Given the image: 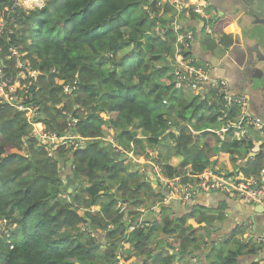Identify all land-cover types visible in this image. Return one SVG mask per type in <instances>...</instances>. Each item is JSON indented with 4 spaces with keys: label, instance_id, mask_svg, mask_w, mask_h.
<instances>
[{
    "label": "trees",
    "instance_id": "1",
    "mask_svg": "<svg viewBox=\"0 0 264 264\" xmlns=\"http://www.w3.org/2000/svg\"><path fill=\"white\" fill-rule=\"evenodd\" d=\"M25 1L0 0V69L14 89L0 103V264H239L243 257L259 264L261 245L240 239L241 229L212 239L222 208L177 215L163 204L134 215L170 193L153 169L187 185L222 152L247 155L246 137L227 144L206 132L235 121L239 110L227 109L211 87L209 99L174 78L175 58L190 54L184 46L176 53L177 38L196 28L197 16L185 19L160 0H45L32 10L19 7ZM233 21H213V38L202 31L200 46L228 47L223 31ZM35 125L51 143L32 133ZM147 147L165 152L164 161ZM138 148L150 159L141 173L124 164ZM263 169L259 155L240 171L250 179Z\"/></svg>",
    "mask_w": 264,
    "mask_h": 264
},
{
    "label": "crops",
    "instance_id": "2",
    "mask_svg": "<svg viewBox=\"0 0 264 264\" xmlns=\"http://www.w3.org/2000/svg\"><path fill=\"white\" fill-rule=\"evenodd\" d=\"M186 1L190 9L198 2L203 1L205 3V13L211 16L210 26L213 21L217 20L218 10L209 7L206 0ZM209 8H212V10ZM249 8L251 6L235 0L232 3L227 1L220 3V11L234 20L228 29L223 31V34L230 39L231 43L228 47L218 44L212 51L200 46V39L206 33L204 32L205 34L200 36L202 31H204V23L196 17V28L190 27L186 29L187 34L194 40L189 48H185L190 54L187 59L177 55L175 61L207 69L211 80H221L226 83L230 95L246 97L249 114L260 119L264 126V46L261 48L257 45L258 38L252 33L248 22L253 27L257 26L255 24H264L260 23L261 19ZM191 15L195 14L190 12V14L185 16V19H190ZM207 36H210L211 39L213 38L212 34ZM208 87L207 85L205 88L208 89ZM206 89L201 95L206 96L207 94L210 99V93H206ZM214 94L216 96V93ZM221 119L223 117L219 120ZM238 120L239 116H237L235 121L225 123L224 126L221 125L223 127L219 131L206 132H210L215 138L217 137L220 141L227 144L231 143L235 137L239 139L246 137L244 139L247 147L244 150L247 153L246 157L244 159H234L222 152L219 157L212 159L213 165L210 167L216 174L233 175L246 179L240 168L255 157L264 156V133L251 126H247L245 131L238 130L237 127L229 128L230 125H236ZM246 130L249 131L248 134ZM231 132H235L233 133L234 135ZM248 139L251 142L249 148ZM250 179L264 182V169L261 170L258 176H252ZM182 204L184 206H192L191 208L194 209L204 208L213 212L222 208L224 222L216 225V232L214 233L216 237L213 240L224 241L225 236L229 237L237 229H241L244 234L240 239H243V241L251 239L261 245L258 259L255 258V260H259V264H264V209L261 206L243 204L227 195L215 192L199 193ZM259 207L263 209V212ZM253 260L250 257H243L240 259L239 264H251ZM190 264H198V262L194 258Z\"/></svg>",
    "mask_w": 264,
    "mask_h": 264
},
{
    "label": "built area",
    "instance_id": "3",
    "mask_svg": "<svg viewBox=\"0 0 264 264\" xmlns=\"http://www.w3.org/2000/svg\"><path fill=\"white\" fill-rule=\"evenodd\" d=\"M162 4H168L174 8L178 13H185L184 17L188 15L190 8L186 0H160ZM18 5V4H17ZM192 12L204 23V32L211 34L210 23L211 16L205 13V3L203 1L198 2L191 8ZM179 26L178 18L171 24L173 29H177ZM157 32H161L158 28ZM193 38L190 35H179L176 42V53L181 51L179 47L184 46L189 48L192 45ZM189 44V47L187 45ZM180 55V54H179ZM184 61V60H183ZM174 78L177 81V85L186 84L187 88L195 93H203L205 87H211L216 96L221 97L225 102V107L231 109L236 107L239 110V120L236 125H230V127H237L238 130H242V126H252L256 130L264 133V126L260 119L253 117L248 112V100L243 96H234L228 93L227 85L221 80H211L208 76L207 69L190 66L180 61L176 63V70L174 72ZM14 89L8 86V81L4 79L2 71L0 69V103H4L12 99V93ZM227 130V129H226ZM46 138V137H45ZM112 143V139L109 138ZM115 146H113L114 148ZM156 177L160 180L162 187L167 188L168 182H175V180H169L162 175L160 169H155ZM162 179V180H161ZM190 183L179 188L178 197L183 202L188 201L191 197L196 196L199 193L215 192L221 193L240 201L243 204L261 206L264 209V182L256 181L254 179H243L233 175L216 174L212 168H207L203 173L191 179ZM166 181V184H165ZM164 185V186H163ZM175 190H169V195L166 198L171 200V194ZM185 200V201H184ZM151 209V208H150Z\"/></svg>",
    "mask_w": 264,
    "mask_h": 264
},
{
    "label": "rangeland",
    "instance_id": "4",
    "mask_svg": "<svg viewBox=\"0 0 264 264\" xmlns=\"http://www.w3.org/2000/svg\"><path fill=\"white\" fill-rule=\"evenodd\" d=\"M159 2L161 3V1H159ZM43 3H44V0H36L34 2L31 1V0H27L25 2L18 3V4H19V7L20 8H23V9H26V10H32V9H34L36 7L43 6ZM3 23H4L3 22V18H2V16H0V26H2ZM248 24L250 25V27L252 29V33L255 34L257 36V38H258L257 45H259L262 48L264 46V25L255 24L257 26L256 27H253L250 22H248ZM227 29H228V27L225 30H227ZM31 75H33V74H31ZM32 133L35 134V135H38V138L40 137L42 139V144L43 145L46 146L48 143H51V140L48 137H46V133H45L44 128H43L42 125H35V126H33L32 127ZM64 139L65 138H63V137L60 138V139H54L53 142L55 144H59V143H62V141H64ZM113 146H115V144ZM135 151H138V152H136L137 155H138L139 152L141 151V149L138 148V150L136 149ZM145 151H147L148 154H150L156 160H162V161H164V159L166 158L165 152H161L159 149H156V148L155 149H151V148L147 147V149ZM143 160L144 159L140 155L136 156L134 154V150H133L132 152H130L127 155V158H126L124 164H126V163H133L135 165V168L136 169L143 168V169L146 170L149 167L150 159L147 162H144ZM178 162H179L178 159H171L169 161V164H171V165L172 164L173 165H177ZM209 168H211V167H209ZM153 171H155V169H153ZM165 184H166V181H165ZM183 186L184 185L179 184V180L178 181H175V182H168L167 183L168 190H170V191L171 190L172 191L175 190L174 193L171 194V198H169L171 200H167L166 198L165 199L164 198H161V201H159V200L155 201L154 206L150 207L151 209H149V208L147 209L146 206H142L136 212H134L135 213L134 215L141 214V217H144L148 212L149 213L157 212L158 209H160L161 205H163V204H167V205L172 206L176 210V214L177 215L185 214L187 211H189L191 209L192 206L191 207L190 206H184V204H182L183 201L180 200V198L178 197L179 188H182ZM162 188H164V187H162ZM179 203H181V204H179ZM126 206H127L126 204L123 205L122 213H124L127 216L126 218L128 220H130L131 219V216H133V214L132 213L130 214L129 213L130 211L125 210V207ZM93 210H98V207H94ZM149 222H150V220H149ZM186 225H190L193 228H196L197 227V225L194 223V221H192V219L187 220ZM215 237H216V234H213L212 239L215 238ZM226 238H228V237L225 236V239ZM206 240L209 241L210 239L207 238ZM165 241L168 242V240H165ZM123 247H124V249H128V245H124ZM118 259H119L118 264H133L135 262V259L134 258H131L128 262H124L120 258H118ZM189 261H191V260H189ZM175 264H177V263H175Z\"/></svg>",
    "mask_w": 264,
    "mask_h": 264
},
{
    "label": "water",
    "instance_id": "5",
    "mask_svg": "<svg viewBox=\"0 0 264 264\" xmlns=\"http://www.w3.org/2000/svg\"><path fill=\"white\" fill-rule=\"evenodd\" d=\"M208 2V6L212 7V8H216L218 10V15L216 17V19H219L220 17H222V15H224V13L222 11H220V3L222 1H227L232 3L233 0H206ZM242 2L243 4L247 5V6H254V9L252 7L253 11H256L255 14L257 17H259L260 19V23L264 24V0H235ZM42 7V6H41ZM39 7V8H41ZM249 10H251V8H249ZM11 16V15H9ZM202 26V25H201ZM151 37V34L147 33L143 36V42H145L148 38ZM208 85V84H207ZM72 190H69L68 192H71ZM261 209V211L263 212V209L261 207H259Z\"/></svg>",
    "mask_w": 264,
    "mask_h": 264
},
{
    "label": "flooded vegetation",
    "instance_id": "6",
    "mask_svg": "<svg viewBox=\"0 0 264 264\" xmlns=\"http://www.w3.org/2000/svg\"><path fill=\"white\" fill-rule=\"evenodd\" d=\"M252 7H253V9H254V6L253 5H251V11H252ZM255 10V9H254ZM256 11H253V13L254 14H257V13H255ZM261 19H263V18H261Z\"/></svg>",
    "mask_w": 264,
    "mask_h": 264
},
{
    "label": "clouds",
    "instance_id": "7",
    "mask_svg": "<svg viewBox=\"0 0 264 264\" xmlns=\"http://www.w3.org/2000/svg\"><path fill=\"white\" fill-rule=\"evenodd\" d=\"M109 55H111V53H109ZM143 170H144V169L141 168L140 173L143 172ZM109 227H111V225H109Z\"/></svg>",
    "mask_w": 264,
    "mask_h": 264
},
{
    "label": "bare ground",
    "instance_id": "8",
    "mask_svg": "<svg viewBox=\"0 0 264 264\" xmlns=\"http://www.w3.org/2000/svg\"><path fill=\"white\" fill-rule=\"evenodd\" d=\"M31 1H33V2H34V1H36V0H31ZM37 2H38V1H37Z\"/></svg>",
    "mask_w": 264,
    "mask_h": 264
}]
</instances>
